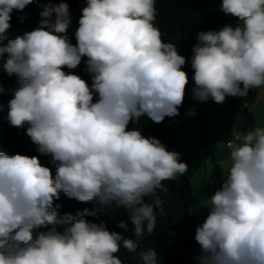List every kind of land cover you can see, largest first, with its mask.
<instances>
[{
    "label": "clouds",
    "instance_id": "obj_1",
    "mask_svg": "<svg viewBox=\"0 0 264 264\" xmlns=\"http://www.w3.org/2000/svg\"><path fill=\"white\" fill-rule=\"evenodd\" d=\"M34 2L0 0V71L19 84L6 118L26 128L56 174L37 156L0 152V264H123L115 255L121 246L137 252L166 215L158 194L168 193L164 181L188 171L179 153L133 127L142 117L159 124L179 115L186 58L155 26L156 0H86L75 45L66 35L72 16L63 0L39 4L38 25L10 37L13 10ZM221 11L238 25L200 31L192 49L193 98L201 102L223 104L264 88V0H222ZM82 60L90 85L64 70ZM234 136L226 145V179L201 201L208 213L195 229L198 264H264V127ZM61 192L99 207L61 215L54 205ZM113 206L127 212L136 239L87 219ZM117 227L127 232L128 222ZM38 228L49 230L34 237ZM139 256L143 264H160L153 248Z\"/></svg>",
    "mask_w": 264,
    "mask_h": 264
},
{
    "label": "trees",
    "instance_id": "obj_2",
    "mask_svg": "<svg viewBox=\"0 0 264 264\" xmlns=\"http://www.w3.org/2000/svg\"><path fill=\"white\" fill-rule=\"evenodd\" d=\"M48 2L49 0H35L34 3L26 6L22 12L13 10L11 14L12 28L9 34L10 37L34 29L39 23V13L42 11L39 4ZM51 2L60 3L61 0H51ZM63 2L69 4L72 16V24L66 35L70 42L75 45V31L81 16V9L86 5V0H63ZM202 2L203 0H156L157 17L154 22L155 26L161 31L164 42L175 44L179 54L186 58L183 70L188 74L189 82L186 86L183 104L179 107V115L176 117H166L159 124L152 122L147 117H142L140 123L133 127L140 128L145 137L153 136L159 139L168 151L179 153L180 161L188 164V171L174 181H164L165 187L168 188V193L165 195L162 191H158V194L164 202L163 208L166 215H159L157 217L153 233L151 235L145 233L139 240L137 252H129L121 246L119 252L115 255L122 260L123 264H143L139 251L149 248L156 250L160 264H198L194 256L199 250V245L194 237L195 229L199 224L191 211V205L196 199L192 184L194 170L189 165V159L183 153L179 126L184 122L185 113L189 106L195 109L197 117H201L203 113L200 102L194 99L191 94L195 86L191 58L193 56V45L197 42V34L200 31L219 30L225 25L233 27L238 25V22L232 16L226 15L221 9H203L201 7ZM25 14H27V19L21 22L19 17ZM83 69L84 62L82 60L81 65L77 69L69 70L65 68L64 70L80 75L90 85L91 77ZM0 84L5 89V93L0 95V103H3L5 106L4 110L0 112V152H4L10 156L17 153L27 156H37L41 164L49 167L53 176H55L56 165L51 163V156L42 155L36 150V145L26 135V128L18 129L10 126L7 121L8 101L12 98V91L19 87L16 77H9L6 73L0 71ZM251 92L252 89L249 90L248 95ZM245 98L235 97L245 121L241 126L243 133L256 127L255 114L247 107H244ZM201 143L206 152L212 155L214 174L221 177L223 172L221 165L216 161V157L208 148L203 136L201 137ZM55 204L61 206L58 209L61 215L65 213L75 214L78 210L85 208L93 210L99 207L95 201L87 203L79 202L74 198L67 197L63 192L60 194V199L54 201ZM87 219L95 223L103 221L109 231H116L126 237L136 239L133 235V226L129 221L128 214L123 208H115L113 206L112 210L107 214L101 213L98 217H87ZM121 220L128 222L127 232L117 227V224ZM48 230L49 228L35 229L34 237L39 232H46ZM57 230L62 232L63 227L57 226Z\"/></svg>",
    "mask_w": 264,
    "mask_h": 264
},
{
    "label": "rangeland",
    "instance_id": "obj_3",
    "mask_svg": "<svg viewBox=\"0 0 264 264\" xmlns=\"http://www.w3.org/2000/svg\"><path fill=\"white\" fill-rule=\"evenodd\" d=\"M221 4L222 0H203L201 7L205 10L221 9ZM233 18L238 22L237 18ZM245 102L247 108L255 114L256 126L264 127V88L252 89L251 94L245 98ZM201 108L202 116L197 117L196 113L187 115L189 110L193 109L192 106H189L184 122L179 126L183 153L189 159V165L194 170L192 184L196 199L191 205V211L198 224L202 223L208 213L201 201L211 196L227 177L230 152L226 146L227 142L235 139L234 131L243 133L241 126L245 123L235 97H226L223 104L205 101ZM202 136L216 157V161L221 165L223 171L221 177L214 174L213 158L202 146Z\"/></svg>",
    "mask_w": 264,
    "mask_h": 264
},
{
    "label": "crops",
    "instance_id": "obj_4",
    "mask_svg": "<svg viewBox=\"0 0 264 264\" xmlns=\"http://www.w3.org/2000/svg\"><path fill=\"white\" fill-rule=\"evenodd\" d=\"M229 98H230V96H229ZM209 102H212V103H214V104H217V103H215L213 100H211V99H209L208 100ZM208 101H206V102H208ZM200 102V104H201V106L203 107V102H201V101H199ZM203 132H204V130H202Z\"/></svg>",
    "mask_w": 264,
    "mask_h": 264
},
{
    "label": "built area",
    "instance_id": "obj_5",
    "mask_svg": "<svg viewBox=\"0 0 264 264\" xmlns=\"http://www.w3.org/2000/svg\"><path fill=\"white\" fill-rule=\"evenodd\" d=\"M236 132V131H235Z\"/></svg>",
    "mask_w": 264,
    "mask_h": 264
}]
</instances>
